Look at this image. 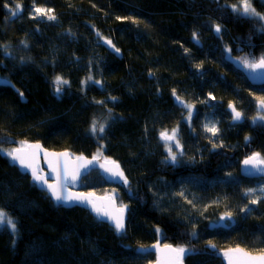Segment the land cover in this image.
I'll use <instances>...</instances> for the list:
<instances>
[{"label": "trees", "instance_id": "16d2710c", "mask_svg": "<svg viewBox=\"0 0 264 264\" xmlns=\"http://www.w3.org/2000/svg\"><path fill=\"white\" fill-rule=\"evenodd\" d=\"M17 2L22 10L13 17ZM249 2L259 15H245L242 0H0V77L19 89L0 85V209L17 226L15 234L0 226V264H149L154 255L138 250L158 240L186 248V264H223L206 244L264 251V209L234 217L233 226L229 219L210 226L213 216L194 221L185 208L155 207L150 188L185 170L212 180L235 162L238 173L251 148L264 156V120L248 127L247 117L263 114L253 95L264 94V85L250 82L252 69L243 63L264 56V0ZM31 3L51 8L55 19L29 15ZM108 39L119 54L106 47ZM56 76L68 81L59 95ZM174 91L189 103L211 93L230 119L229 103L246 109L244 121L194 166L172 163L161 150L159 132L185 122ZM94 120L106 125L102 134L93 135ZM31 141L116 160L128 188L94 169L81 190L117 191L127 206L125 232L52 201L19 172L4 150ZM225 186L204 193L232 202Z\"/></svg>", "mask_w": 264, "mask_h": 264}, {"label": "rangeland", "instance_id": "374dc122", "mask_svg": "<svg viewBox=\"0 0 264 264\" xmlns=\"http://www.w3.org/2000/svg\"><path fill=\"white\" fill-rule=\"evenodd\" d=\"M32 5L33 6L29 7V15H34L43 21L47 20L52 22L54 20L48 19V15H56L53 13V11H51V13H47V10L51 8L44 5ZM37 8L44 9L46 14L36 12ZM215 26L216 24H213V29ZM218 34H220V32L217 33V35ZM258 97H264V94L258 93L253 95V98H255V108H257L258 111L263 112V114H252L247 116L244 106L241 105L242 107H240V109H242L245 113V116H247L251 121L248 123L251 125H254L257 123V120H260L258 118L259 116H264V110L259 109L257 106V103L259 102L257 99ZM185 104L192 105L193 114L191 119L188 118V109L184 105H180L183 106V109H181L183 114L181 119H184L186 123L179 122L175 127H173L178 129L177 139L179 140L181 149H176L173 141L167 143L172 144L173 151L177 152V163L180 161L185 165L194 166L193 164H198L199 160L204 157L203 154L212 148L214 143L218 142L219 144L220 141L223 140L221 138L224 137L233 123L229 118L230 115L225 116V114L221 112L220 101L216 100V98L211 93L207 94L206 98L202 101L196 100L190 103L185 102ZM254 118L256 119L254 120ZM206 125L208 128L214 126L216 129H218L217 133L213 135L211 131L206 129ZM173 128L168 127L165 128V130L171 134V130ZM160 138L161 136L159 137V140H161L160 143L162 145L161 150L163 149L164 151L162 153L166 155V158H168L166 142L162 141ZM235 164V162H232L229 163V168L223 167L221 169L222 172H220V177L217 179L209 180L204 175L198 174L195 171L189 170L186 172L185 170L183 172H179L178 176L172 180H168L167 182L156 181V183L150 187L152 188V197L155 200V207H165L168 209L172 208L177 209L178 211L185 208V213H187L189 217L192 216L194 221H198L199 219L201 220L202 218L205 219L207 216H213L214 218L212 217V219L208 221L210 226H212L211 223L215 225L223 220L221 217H225V220L229 219V226H233L234 217H237L238 219V217L241 218L247 216L248 213H254L258 210L262 211L264 209V191H262L264 190V174L259 175V179L254 180L252 178L247 180L242 177L240 173H236L234 170H232ZM225 184L232 188V191L228 190V192H230V194H235L232 202L227 199L224 200L228 201L229 204L227 202L221 205L222 199L205 195L206 192H210L212 189H218L220 187L226 188ZM129 185L130 184L128 180V185L124 184V189L128 188ZM247 189H255V191L249 193L246 192ZM129 192H131V190H129ZM106 193L110 194L113 198H116L117 191L112 190ZM253 200H255L256 203H252ZM120 206H123V204ZM233 206L235 207L233 208ZM241 209L245 210L241 211ZM193 213H196V216H193ZM226 213H231V216H225Z\"/></svg>", "mask_w": 264, "mask_h": 264}, {"label": "water", "instance_id": "95a60500", "mask_svg": "<svg viewBox=\"0 0 264 264\" xmlns=\"http://www.w3.org/2000/svg\"><path fill=\"white\" fill-rule=\"evenodd\" d=\"M110 41V40H108ZM107 41L106 43V47L109 48L111 51H113L116 54H119L120 52H116L115 49H117L113 43L111 42V44H109ZM259 61V60H257ZM248 79L250 80V82L256 86L258 85H264V69H255V70H251V73L248 74ZM0 85H8L9 87H11L12 89L16 91H19V89L15 88L14 84L11 82L10 79L7 78H3L0 77ZM176 97H179L178 95L174 96V102L177 103V105H184L185 102L180 99V101H183V103H181L180 101H178L176 99ZM231 105H233L235 107V105L233 103H230ZM227 105V110L230 111L231 114V121L234 124H238L240 122H243V114L240 111V109H235L239 112H241L242 114V118L239 121H234L232 116H233V112H232V108L229 107V105ZM258 108H260L261 110H264V108L259 107V103L257 104ZM164 141V140H162ZM165 142V141H164ZM172 142V141H169ZM39 144L40 148L36 149V148H31L28 147V145H36ZM16 148H22L24 151L22 153V155H25L29 161L33 164V167H35L37 169V173L41 176H44L49 184H53V185H59V184H63L64 185V192L65 194L71 195L73 193H91L92 195L89 197V199L99 208H101L103 211L111 214L112 216H116L119 215V209L121 208V206L118 204V202L115 200V198H113L111 195H102V194H98V193H92V192H88V191H82L81 190V184H82V179L84 178V176L88 175L91 171H93L94 169H98L101 172L102 178L104 180H106L107 182L113 183V184H118V185H124V180L123 178L119 177V176H114L112 175L111 171H106V169H112L115 170V165L112 163L113 160H110L108 158H103L101 156H87V155H74L73 153H71L70 150L67 149H61V150H54V149H48L46 148L41 142L38 141H31L29 143H26L23 146H19ZM52 153H67V156H53L51 155ZM86 157L87 160H92V163L89 164L87 166V168H80V176L79 178L75 181L72 182L71 179L69 178L67 181H64L63 179V175L65 173L69 174V177L72 173H74L76 171L77 168L80 167L81 164L86 163V161L84 160H78L77 157ZM96 157L95 160H93L92 158ZM11 159V158H10ZM11 161L13 163H15V165L17 166L19 172H22L24 174H27L30 178V180L32 181V183H34L36 185V187L39 190H43L45 191V193H47V195L50 197V199L52 201H56L55 199L52 198V196L50 195L48 189H47V185H43L41 186V184H38L36 182H34L33 177H32V169L31 168H21V166L19 165L18 162H14L12 159ZM116 162V164L119 165V170L123 171L124 176H125V172L123 170V168H121L120 164L114 160ZM244 161V160H243ZM240 166V172L246 176V177H252V176H256V175H263L264 171H260L257 169L252 168L251 166H245L243 164ZM261 168H264V166H261ZM58 203H60L63 207H75L78 206L84 210H86L87 212H89L95 219L99 220L100 222H104L106 224H109L115 231L116 228L114 226V221L110 220L108 216H98L96 214L95 211H93L92 209V205L88 204L87 201L85 202H79V201H71V202H63V201H56ZM124 230L122 231L125 232L126 229V225H127V220H126V210L124 209ZM220 226H223V224L221 222H219ZM155 245H158V247H154ZM171 245L173 248H175L176 246L173 244H169V243H163L162 241L158 240L156 242L151 243L148 246L145 247H141L139 251H141L143 254H151L154 253L155 254V258L151 261V263L149 264H186L185 262V254L179 259V261H174V257H175V253H172L170 251L169 248H167L166 246ZM206 247L209 248L211 251H216V256H218L219 258L221 257L223 264H229V256H234V254L229 253V256H226L225 253L228 252V250L230 249H236L237 247L243 249L245 252H248L252 255H259L261 252H252L249 251L246 248H243L242 246H235V247H225L223 250H221L220 252L217 253V247H215L214 244H206ZM143 249V250H142Z\"/></svg>", "mask_w": 264, "mask_h": 264}, {"label": "snow or ice", "instance_id": "6c2138e0", "mask_svg": "<svg viewBox=\"0 0 264 264\" xmlns=\"http://www.w3.org/2000/svg\"><path fill=\"white\" fill-rule=\"evenodd\" d=\"M242 7H243V13L245 15H259L258 13L255 12V9L251 7V4L249 0H242ZM232 8L234 11L237 10V5H232ZM22 10V6L20 3H16L15 10L12 12V16L15 17L20 11ZM51 9L47 10V13H51ZM36 12L46 14L44 9L37 8ZM48 19H55L54 15H48ZM118 19H121L118 17ZM123 19H129L128 17H125ZM215 31L219 33L221 31V26L216 25L215 26ZM193 40L196 41L197 43L198 38H197V33L193 32ZM109 44H111V41H108ZM116 52H119V49H115ZM187 52L188 49H185ZM6 55H9L7 51H5ZM244 66L249 69H264V56H262L259 61H249L247 57L244 58L243 60ZM199 67V65H197ZM89 80H91V77H88ZM85 83V82H82ZM95 83L99 84L101 83L100 81H96ZM54 84H55V91L59 95L62 92V87L65 84H68L67 80H64L61 76H56L54 79ZM173 95H175V91L173 92ZM115 99V97H113ZM178 101H180L179 97H176ZM259 101V107L264 108V97H258L257 98ZM183 103V101H180ZM184 106L188 109V118L191 119V116L193 114V108L192 105L190 104H184ZM230 108H232L233 112V120L234 121H239L242 118L241 112L237 111L233 105H229ZM260 120H264V116H259L258 117ZM256 118H254L255 120ZM106 125L103 123L97 124V122L94 120L92 125H91V131L93 135H96L97 133L102 134L105 131ZM207 130L211 131L213 135H215L218 131L214 126L211 128H208V126H205ZM177 134H178V129L173 128L171 130V134L167 130L162 131L160 133L161 139L166 142V148L168 151V158L172 163L177 162V152L173 151V145L169 144L167 142L173 141L174 146L176 149H181V145L179 143V140L177 139ZM247 140L248 137H245ZM28 147L31 148H36L39 149L40 145H28ZM6 152V155L9 156L14 162H18L21 168H31L32 169V177L34 182L43 185H47V189L52 196L53 199L56 201H63V202H71V201H79V202H85L87 201L88 204L92 205L93 211L96 212L98 216H108L110 220L114 221V226L116 228L117 232H122L124 230L125 224H124V209L127 207L126 205L121 206L119 209V215L112 216L111 214L103 211L101 208L97 207L90 199L89 197L92 195L91 193H73L71 195L65 194L64 192V185L59 184V185H53L49 184L47 179L44 176H41L37 173V169L33 167V164L29 161V159L25 156L22 155L23 149L22 148H13L10 150H4ZM182 154V152H181ZM51 155L53 156H67V153H52ZM78 160H84L86 163L81 164L79 168L76 169L74 173H72L69 177V174L65 173L63 175L64 181H67L69 178L71 179L72 182H75L79 176H80V168H87L89 164L92 163V160H87L86 157L80 156L77 157ZM93 160L96 159V157L92 158ZM115 165V170L112 169H106V171H111L112 175L114 176H119L123 178L124 184L128 185V180L124 176L123 171L119 170V165L116 164L115 161L112 162ZM243 164L245 166H251L254 169L264 171V168H261V166H264V156H261L260 153H252L250 156L246 157L243 161ZM255 189H247L246 192H254ZM264 191V190H262ZM252 203H256L255 200L252 201ZM247 207V206H246ZM245 209H241V211H244ZM225 216L230 217L231 213H226ZM225 217H221V219H224ZM0 226H7L8 228L11 229L12 233L15 234L16 232V222L13 220V218L5 212L3 209H0ZM159 231V230H158ZM154 247H158V245H155ZM167 248L170 249L172 253H175L174 261H179V259L188 251L186 248L183 246H178L173 248L171 245L166 246ZM143 250V249H142ZM229 253L234 254V256H229ZM226 256H229V264H264V251H262L259 255H252L248 252H245L243 249L237 247L236 249H230L228 252L225 253Z\"/></svg>", "mask_w": 264, "mask_h": 264}, {"label": "bare ground", "instance_id": "6f19581e", "mask_svg": "<svg viewBox=\"0 0 264 264\" xmlns=\"http://www.w3.org/2000/svg\"><path fill=\"white\" fill-rule=\"evenodd\" d=\"M108 40H110L111 42H112V40L111 39H108ZM108 40H106V43H107V41ZM113 43V45L116 47V45L114 44V42H112ZM106 45V44H105ZM117 48V47H116ZM175 95H177V94H175ZM174 95V96H175ZM174 96H173V100H174ZM179 96V95H178ZM179 98L180 99H182L180 96H179ZM183 100V99H182ZM184 101V100H183ZM230 104V103H229ZM236 107V106H235ZM236 109H238L237 107H236ZM229 111V110H228ZM230 112V111H229ZM242 164V163H241ZM240 166V165H239ZM98 170V169H97ZM94 171V170H93ZM100 171V170H99ZM92 172V171H91ZM90 172V173H91ZM89 173V174H90ZM238 173H240V175H242V176H244L241 172H240V170H239V167H238ZM87 176V175H86ZM85 177V176H84ZM126 177V176H125ZM244 177H246V176H244ZM248 178H252V177H248ZM106 181V180H105ZM107 182V181H106ZM109 184H112V185H114V186H116V185H118V184H113V183H110V182H108ZM45 192V191H44ZM88 192H92V191H88ZM96 192V191H95ZM95 192H92V193H95ZM96 193H98V192H96ZM98 194H102V195H106L107 193H98ZM108 195H110V194H108ZM50 198V197H49ZM116 200V199H115ZM117 202H118V200H116ZM119 204V203H118ZM119 205H121V204H119ZM126 210V209H125ZM126 213H127V210H126ZM126 219H127V215H126ZM109 225V224H108ZM110 226V225H109ZM111 227V226H110ZM112 228V227H111ZM113 229V228H112ZM160 241H162V240H160ZM163 243H166V242H164V241H162ZM151 244V243H150ZM169 244H173V243H169ZM173 245H175V244H173ZM176 246V245H175ZM145 247V246H144ZM176 247H178V246H176ZM216 247V246H215ZM225 248V247H224ZM224 248H220V249H218L217 248V253L218 252H220L221 250H223ZM140 250V249H139ZM138 250V251H139ZM139 252H141V251H139ZM256 252H262V251H256ZM153 255H154V258H155V254L154 253H152ZM218 257V256H217ZM221 258V257H220ZM222 260V259H221ZM152 261V260H151ZM151 263V262H150Z\"/></svg>", "mask_w": 264, "mask_h": 264}, {"label": "flooded vegetation", "instance_id": "af4514ba", "mask_svg": "<svg viewBox=\"0 0 264 264\" xmlns=\"http://www.w3.org/2000/svg\"><path fill=\"white\" fill-rule=\"evenodd\" d=\"M238 109H240L239 107H238ZM240 111L242 112V114H243V120H244V118H245V113L243 112V110L242 109H240ZM249 122H251L250 120H249ZM241 123V122H240ZM239 124V123H238ZM250 126H254V125H251V124H248V127H250ZM249 142H250V137L248 136V139H247ZM243 150H245V149H243ZM259 153L258 151H255V149H253L252 150V148L251 149H248L247 150V152H245L244 153V155H243V157L241 158V160L239 161L240 162V166H241V163H242V161L246 158V157H248V156H250L252 153ZM262 156V155H261ZM240 166H239V170H240ZM242 176V175H241ZM242 177H244V176H242ZM245 179H259V175H254V176H252V178H248V177H244Z\"/></svg>", "mask_w": 264, "mask_h": 264}]
</instances>
